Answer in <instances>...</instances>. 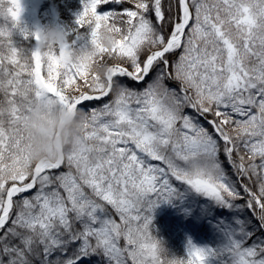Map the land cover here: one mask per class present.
<instances>
[{"label": "snow or ice", "instance_id": "1", "mask_svg": "<svg viewBox=\"0 0 264 264\" xmlns=\"http://www.w3.org/2000/svg\"><path fill=\"white\" fill-rule=\"evenodd\" d=\"M93 19L123 36L107 83L67 43L24 56L0 29V264H159L151 218L173 180L234 215L216 249L171 264H264V0H85L76 24ZM45 100L87 114L83 150L23 172L22 121Z\"/></svg>", "mask_w": 264, "mask_h": 264}, {"label": "clouds", "instance_id": "2", "mask_svg": "<svg viewBox=\"0 0 264 264\" xmlns=\"http://www.w3.org/2000/svg\"><path fill=\"white\" fill-rule=\"evenodd\" d=\"M89 30L88 43L71 50L68 62L79 65L89 74L90 80L95 78L93 82L107 83L109 65L101 63V57L111 55L123 36L113 23L104 20L93 19ZM38 35L36 48L42 53L52 52L66 44L65 34L55 27H46ZM74 89L75 86H71L69 91ZM87 121L88 116L83 110L68 111L54 100L33 101L22 121L26 149L21 171L30 172L31 167L27 165L46 166L66 160L71 153H80ZM155 241L159 264H171L173 258L169 257L163 243Z\"/></svg>", "mask_w": 264, "mask_h": 264}, {"label": "rangeland", "instance_id": "3", "mask_svg": "<svg viewBox=\"0 0 264 264\" xmlns=\"http://www.w3.org/2000/svg\"><path fill=\"white\" fill-rule=\"evenodd\" d=\"M3 2L5 3V11L0 14V29H7L9 31L7 39L12 47H18L17 51L24 49L28 54L35 51L37 40L34 38V34L46 27H55L61 30L66 36V43L69 45L70 50L86 45L89 41V39L76 33L77 26H73L72 23H68L58 16L56 6L49 0H20L22 11L18 22H15V27H13L14 22L10 21V18L4 17L7 7H10V2L9 0H3ZM82 11L83 2L82 0H77L74 1V7L69 13L76 21ZM205 126L208 127L207 125ZM61 170L66 169L62 168ZM172 183L174 186H178L176 189L178 193L177 198L167 203H158V206L153 209L150 233L157 241H162L164 237H167L171 245L175 244V242L176 244L178 243L182 249L181 253H183L184 260L187 259V246L189 242L196 248L216 249L221 244V235L216 230L218 224L208 223L206 225L211 242L205 240L200 234L188 229L187 224H178L179 218L186 219L190 215L189 199L206 198L187 191L182 188L184 186L178 185L174 180ZM216 207L218 211H224L223 216L225 217L221 219V222L225 224L231 223L234 213L229 209ZM167 208L168 212L166 213L164 210ZM172 224L177 225L175 228H172ZM206 264H214V262L209 260Z\"/></svg>", "mask_w": 264, "mask_h": 264}, {"label": "trees", "instance_id": "4", "mask_svg": "<svg viewBox=\"0 0 264 264\" xmlns=\"http://www.w3.org/2000/svg\"><path fill=\"white\" fill-rule=\"evenodd\" d=\"M56 6L57 14L60 18H62L64 21L68 23H72L73 26H77L76 33L84 36L86 39H89V33L90 30L86 28H80L75 21V18H73L69 11H71L74 7V1L77 0H49ZM84 3L85 0H82ZM121 7H129L128 4H123ZM5 11V3H0V14H2ZM15 49H18V47H13ZM24 56H29L30 54L27 53L26 50L20 49L18 51ZM109 63H112V61H109ZM3 97L0 96V100H2ZM206 125V124H205ZM227 167V165H225ZM245 183H248L249 187L253 189V191H256V182L255 179L251 183H249L247 180H245ZM237 203H245V201H237ZM188 204L190 206V215L188 218L178 219V224H187L188 229L193 231L194 233L200 234L205 240L208 242H211L210 240V234L207 230L206 225L208 223L211 224H219L221 222V219L224 218V211H218L217 207L207 199H189ZM169 208V206H168ZM168 208L164 210L166 213L168 212ZM244 215H247L249 218L253 220L254 223L258 225V221L255 220L254 217L251 215V211L246 209L244 210V213L242 214V218ZM177 225V224H176ZM176 225H171L172 228H175ZM164 245V247L167 250V253L170 258L180 259L184 260L183 253H181V247L178 245V243L171 245L170 240H168L167 237H164V239L161 241ZM172 248V249H171Z\"/></svg>", "mask_w": 264, "mask_h": 264}]
</instances>
